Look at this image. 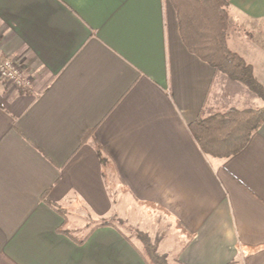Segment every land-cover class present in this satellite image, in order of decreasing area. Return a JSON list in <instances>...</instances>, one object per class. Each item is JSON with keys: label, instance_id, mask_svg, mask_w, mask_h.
Segmentation results:
<instances>
[{"label": "crops", "instance_id": "obj_1", "mask_svg": "<svg viewBox=\"0 0 264 264\" xmlns=\"http://www.w3.org/2000/svg\"><path fill=\"white\" fill-rule=\"evenodd\" d=\"M227 2V46L264 87V0ZM6 60L31 83L0 81V264H147L105 221L106 174L184 239L158 243L168 264H264V124L225 160L187 129L264 103L185 49L168 0H0Z\"/></svg>", "mask_w": 264, "mask_h": 264}, {"label": "trees", "instance_id": "obj_2", "mask_svg": "<svg viewBox=\"0 0 264 264\" xmlns=\"http://www.w3.org/2000/svg\"><path fill=\"white\" fill-rule=\"evenodd\" d=\"M177 18L180 40L185 49L216 73L226 76L247 88L264 103V87L256 80L252 68L227 46V0H168ZM264 124V107L260 109H230L206 118L199 117L188 126V132L204 156L225 160L245 149L251 136ZM94 131L85 135L82 144ZM103 167L107 160L97 148ZM45 201L44 197L42 199ZM46 202V201H45ZM47 203V202H46ZM65 219V213L47 203ZM103 223L101 226H109ZM60 233L82 244L89 235L77 240L65 230ZM141 245V254L147 264H168L167 257L157 253L159 240L153 242L141 233H135Z\"/></svg>", "mask_w": 264, "mask_h": 264}, {"label": "rangeland", "instance_id": "obj_3", "mask_svg": "<svg viewBox=\"0 0 264 264\" xmlns=\"http://www.w3.org/2000/svg\"><path fill=\"white\" fill-rule=\"evenodd\" d=\"M106 176L111 190V199L116 207L115 212H112L111 216L105 221L109 220L114 223L139 247L140 242L136 238L135 233L146 235L153 243L158 239L162 244V251L166 249L174 251L183 246L184 239L181 238L172 223L163 214L151 208L137 205L127 194L123 193L121 187L111 183L113 177L110 179L107 174ZM118 209L121 210L120 214ZM125 215H127L126 220H122Z\"/></svg>", "mask_w": 264, "mask_h": 264}, {"label": "built area", "instance_id": "obj_4", "mask_svg": "<svg viewBox=\"0 0 264 264\" xmlns=\"http://www.w3.org/2000/svg\"><path fill=\"white\" fill-rule=\"evenodd\" d=\"M0 81L14 90H25L30 87V80L23 76L18 63L6 60L0 63Z\"/></svg>", "mask_w": 264, "mask_h": 264}]
</instances>
